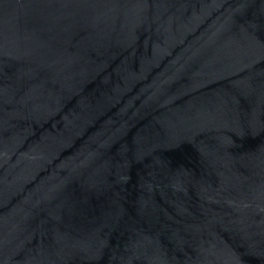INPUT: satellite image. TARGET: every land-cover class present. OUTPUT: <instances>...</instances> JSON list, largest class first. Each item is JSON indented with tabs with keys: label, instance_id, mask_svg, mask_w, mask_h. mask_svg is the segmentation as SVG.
Listing matches in <instances>:
<instances>
[{
	"label": "water",
	"instance_id": "1",
	"mask_svg": "<svg viewBox=\"0 0 264 264\" xmlns=\"http://www.w3.org/2000/svg\"><path fill=\"white\" fill-rule=\"evenodd\" d=\"M0 264H264V0H0Z\"/></svg>",
	"mask_w": 264,
	"mask_h": 264
}]
</instances>
